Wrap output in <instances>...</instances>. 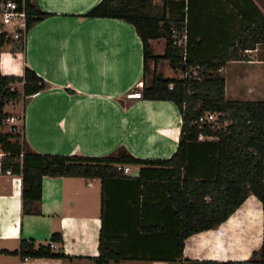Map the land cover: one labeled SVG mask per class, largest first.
Returning <instances> with one entry per match:
<instances>
[{"label":"crops","instance_id":"obj_1","mask_svg":"<svg viewBox=\"0 0 264 264\" xmlns=\"http://www.w3.org/2000/svg\"><path fill=\"white\" fill-rule=\"evenodd\" d=\"M34 1L50 16L27 33L24 52L14 54L6 49L0 65L3 75L23 76L29 68L48 84L45 91L22 102V134L30 149L42 155L103 158L126 148L138 159H170L178 149L182 129L176 105L129 98L144 81L143 46L134 26L118 19L86 17L103 0ZM230 1L233 0H197L191 8L190 0H172L168 4L153 0V11L173 21L183 18V30H187L189 22L195 36L207 31L230 33L239 25L248 26L235 16L237 11ZM252 2L264 16V0ZM180 35L182 39L186 36L185 32ZM151 44L156 56L164 54V39ZM253 52L256 51L250 53ZM248 57L253 64L249 54ZM258 64L263 67L260 90L255 88L252 77L246 92L252 99L244 102H264L263 59H258ZM155 70L165 78H182L171 69L169 61L150 62L149 72L153 74ZM18 88L22 90V85ZM140 169L131 166L125 175L137 178ZM102 187L100 179L45 177L41 214L24 215L22 177L0 174V264H95L91 258L99 256ZM144 192L145 200H125L118 226L127 228L125 218L130 209L145 203L133 217L147 224H164L165 231H175L170 226L176 220L163 199L168 196V187L161 184ZM162 210L167 217H158ZM142 211L145 218L141 217ZM54 233L63 236V244H56L54 251L67 257L23 259L11 254L19 251L23 241L47 245ZM263 244L262 204L250 195L218 229L188 238L182 257L178 258V249L163 245L148 254L164 261L125 260L119 264L249 262Z\"/></svg>","mask_w":264,"mask_h":264},{"label":"trees","instance_id":"obj_2","mask_svg":"<svg viewBox=\"0 0 264 264\" xmlns=\"http://www.w3.org/2000/svg\"><path fill=\"white\" fill-rule=\"evenodd\" d=\"M23 1L28 33L50 14L42 12L34 0H17ZM163 1L168 4L172 0ZM196 1L190 0L191 8ZM230 4L237 11L235 16L248 26L239 25L230 33L207 31L203 36L193 35L189 22L184 31L183 18L173 21L166 14L154 12L153 0H103L86 14L89 18L118 19L134 26L143 46L144 81L140 98L176 105L182 117L179 146L168 160L138 159L126 148L103 158L53 156L32 151L23 136L0 133V151L4 153L0 158V174L11 171L22 177L24 215L41 214L45 177L100 179L102 230L99 256L91 260L95 264H119L125 260L164 261L148 254L163 245L178 249V258L182 257L188 238L218 229L250 195L256 196L264 212V102L227 100L226 81L220 75L232 62L249 61L247 53L252 51H257L258 59L264 61V16L252 0H233ZM174 31L185 32L184 46L175 44ZM160 39L166 41L165 52L156 56L151 43ZM8 43L13 45L14 53L25 51L23 41ZM6 45L5 38L0 36V65ZM159 61H169L171 69L184 77L165 78L155 70L150 84H146L149 63ZM18 85H22V90ZM47 88L48 84L29 68L23 76H6L0 67V128L9 116L6 113L9 102L26 103ZM207 113L219 114L217 124L199 123ZM201 134L218 140L199 141ZM118 166H139V176L127 177ZM161 184L168 187V196L163 199L176 220L170 226L175 231H165L164 224H147L133 217L145 203L130 209L125 218L127 228L118 226L125 200H145L144 190L157 189ZM161 212L158 217H167L168 213ZM141 214L145 218L143 211ZM52 243L63 244L62 234L54 233L47 245L23 241L19 251L11 254L23 259L67 257L55 252ZM222 264H264V244L249 262Z\"/></svg>","mask_w":264,"mask_h":264},{"label":"rangeland","instance_id":"obj_3","mask_svg":"<svg viewBox=\"0 0 264 264\" xmlns=\"http://www.w3.org/2000/svg\"><path fill=\"white\" fill-rule=\"evenodd\" d=\"M180 34L181 32L178 31H176V33L174 32L173 37L175 41L178 37L181 38ZM13 48H14L13 46L11 48L8 46H4L2 53L6 54V49L14 53ZM247 54H249L250 57L252 58L251 61L252 63L254 62L253 64H251L250 61H238L235 62L234 64L229 65L227 69H223L220 72V75L226 81V89L228 90V97H226V99L229 101H245L248 99H252L250 98V96L247 97V93H246L249 90L248 85H252V83L250 82L252 77L255 78L256 80V82L254 83L255 88L257 90H260V86L262 82L260 81L261 80L260 74L263 67H261L262 65L258 64V52L256 51ZM166 73L168 74V70H166ZM178 73L181 74V75L179 74L180 77L181 76L182 78L184 77L181 72ZM152 76H153L152 72H149L146 78V84H150ZM182 78L176 77V79H182ZM142 89H143V85H141L140 89L137 88L134 91H132L130 94H134V93L136 94L138 92L140 93ZM254 99L259 100V98L256 97ZM6 113H8V115L10 116L16 117L17 120H19V118H22L23 117L22 102L15 103L13 106H8L6 108ZM11 126H12L11 124L4 125L3 127L0 128V133L2 134L13 133L15 136L20 135L22 137L21 121L18 123V127L16 131L11 132V128H12ZM1 153L4 154L2 151H0V158H2Z\"/></svg>","mask_w":264,"mask_h":264},{"label":"built area","instance_id":"obj_4","mask_svg":"<svg viewBox=\"0 0 264 264\" xmlns=\"http://www.w3.org/2000/svg\"><path fill=\"white\" fill-rule=\"evenodd\" d=\"M27 23H28V15L25 9V1L21 3L17 2V0L0 1V36H3L5 38L8 45H10L8 42L26 41ZM186 40H187L186 36L183 37V39L178 37L175 41V44L179 46H184ZM194 75L196 77L197 73H194ZM170 89H173V85L170 86ZM140 97L141 94L139 92L136 94L134 93L129 95V98H140ZM14 104H15L14 102H9L6 105V108L8 106H13ZM218 117L219 114L207 113L205 116L200 118L199 123L202 126H205L206 124H217ZM17 121L19 122L21 121V129H22L23 117L17 120L16 117L9 115L4 120L3 126L6 124H11L12 125L11 132L16 131L19 123ZM208 139L211 138L206 137L203 134L199 136V141H205ZM2 157H4V154H2ZM118 169L123 171L124 174L126 175H128L129 173V167L118 166ZM6 174L11 175L12 173L11 171H8ZM51 248L54 250L57 249L56 244L52 243Z\"/></svg>","mask_w":264,"mask_h":264}]
</instances>
